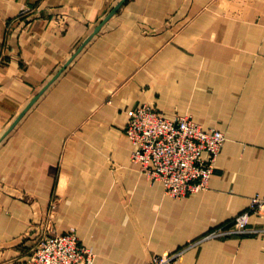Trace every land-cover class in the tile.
<instances>
[{
  "label": "crops",
  "instance_id": "1",
  "mask_svg": "<svg viewBox=\"0 0 264 264\" xmlns=\"http://www.w3.org/2000/svg\"><path fill=\"white\" fill-rule=\"evenodd\" d=\"M142 104L224 132L206 189L168 196L131 160ZM257 193L264 0H0V264L48 230L75 233L93 264H149ZM179 264H264V233L207 239Z\"/></svg>",
  "mask_w": 264,
  "mask_h": 264
},
{
  "label": "built area",
  "instance_id": "2",
  "mask_svg": "<svg viewBox=\"0 0 264 264\" xmlns=\"http://www.w3.org/2000/svg\"><path fill=\"white\" fill-rule=\"evenodd\" d=\"M126 134L134 144L132 160L152 182L161 181L164 193L182 198L208 187L215 161L225 141L223 131L205 129L191 114L163 116L150 105L128 109ZM264 213V194H254L246 209L208 230L188 244L154 254L149 264H179L185 251L207 239L264 233L250 225V215ZM95 252L75 233L48 230L33 245L23 264H93Z\"/></svg>",
  "mask_w": 264,
  "mask_h": 264
},
{
  "label": "water",
  "instance_id": "3",
  "mask_svg": "<svg viewBox=\"0 0 264 264\" xmlns=\"http://www.w3.org/2000/svg\"><path fill=\"white\" fill-rule=\"evenodd\" d=\"M113 11L114 10H112L111 12H110V14H108V16H106V18H108L109 17V15H111L112 13H113ZM105 18V19H106ZM100 28V25L95 29V31H97L98 29ZM77 51H79V50H77ZM77 53V52H76ZM76 53L71 57V59L66 63V64H68L71 60H72V58L76 55ZM65 64V65H66ZM61 71V70H60ZM60 71L54 76V77H57L58 76V74L60 73ZM41 93V92H40ZM40 93L34 98V100L32 101V103L39 97V95H40ZM31 105V104H30Z\"/></svg>",
  "mask_w": 264,
  "mask_h": 264
},
{
  "label": "rangeland",
  "instance_id": "4",
  "mask_svg": "<svg viewBox=\"0 0 264 264\" xmlns=\"http://www.w3.org/2000/svg\"><path fill=\"white\" fill-rule=\"evenodd\" d=\"M125 132H126V131H125ZM131 153H132V152H131ZM131 160H132V158H131ZM132 161H133V160H132ZM133 162H134V161H133ZM136 164H137V163H136ZM246 208H247V207H246ZM246 208H245V209H246ZM250 216H251V215H250ZM249 220H250V218H249ZM38 235H39V234H38ZM40 237H41V235H40V236H37L36 238L39 239ZM183 246H184V245H183ZM150 260H151V259H150ZM149 262H150V261H149Z\"/></svg>",
  "mask_w": 264,
  "mask_h": 264
}]
</instances>
